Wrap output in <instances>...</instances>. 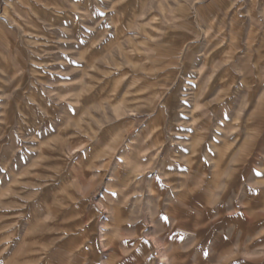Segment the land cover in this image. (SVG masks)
Masks as SVG:
<instances>
[{
	"label": "rangeland",
	"instance_id": "1",
	"mask_svg": "<svg viewBox=\"0 0 264 264\" xmlns=\"http://www.w3.org/2000/svg\"><path fill=\"white\" fill-rule=\"evenodd\" d=\"M69 253L264 264V0H0V264Z\"/></svg>",
	"mask_w": 264,
	"mask_h": 264
},
{
	"label": "crops",
	"instance_id": "2",
	"mask_svg": "<svg viewBox=\"0 0 264 264\" xmlns=\"http://www.w3.org/2000/svg\"><path fill=\"white\" fill-rule=\"evenodd\" d=\"M154 125L153 123H149L146 127V129L150 130V127ZM63 263L64 264H72V263H78V264H105L104 262L101 263L99 258L94 257L93 259L86 258V255L84 254V257L81 258L79 262H77V257L73 253L64 254L63 257Z\"/></svg>",
	"mask_w": 264,
	"mask_h": 264
},
{
	"label": "snow or ice",
	"instance_id": "3",
	"mask_svg": "<svg viewBox=\"0 0 264 264\" xmlns=\"http://www.w3.org/2000/svg\"><path fill=\"white\" fill-rule=\"evenodd\" d=\"M257 175H260L259 173H257Z\"/></svg>",
	"mask_w": 264,
	"mask_h": 264
}]
</instances>
